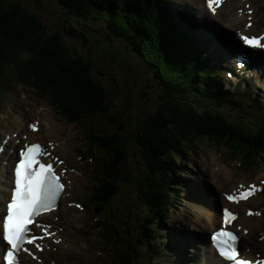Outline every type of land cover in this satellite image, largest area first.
<instances>
[{
	"label": "trees",
	"instance_id": "1",
	"mask_svg": "<svg viewBox=\"0 0 264 264\" xmlns=\"http://www.w3.org/2000/svg\"><path fill=\"white\" fill-rule=\"evenodd\" d=\"M56 2L62 12L60 13L66 16L67 26L49 32L50 28L41 22L34 8H24L17 0H0V89L6 72L13 70L14 78L28 82L42 94L54 93L51 99L67 119L74 120L75 116L88 113L108 118L109 125L117 126L120 122L112 114L119 116L122 111L123 117L126 118L125 123L131 128L128 129L126 125L120 127L118 132H112L100 142L99 148L104 149L114 160L111 161L114 168L109 171V177L103 183L104 195L98 203L90 205L94 212H99L102 204L116 198L123 187H128L129 184L136 190L135 198L145 205L147 212L137 220L139 229L144 232L136 233L130 230L128 235L137 236L142 233L141 238H133V244L128 243V247L133 250L136 244L139 248L152 249L153 253L162 255L164 253L158 252L155 245V240L158 239L157 229L162 223V212L156 214L147 205L159 204V201L163 200L162 196L166 199L162 202L165 204L178 201L176 194L169 188L164 189L163 185L162 196L158 194L159 183L165 175L164 168L174 164L173 153L182 151L192 140L206 138L215 144L223 143L235 149L243 146L246 155H263L262 106L258 100L254 102L249 98L251 104L257 105L256 112L261 114L260 121L263 126L258 134H254L246 126L243 127L241 120L227 117L219 111L239 110L235 101L242 102L244 94L238 90L228 99L229 93L221 89L211 73H207V78L201 83L202 78L197 73L208 71L205 59L195 54L191 39L186 36L178 18V10L172 7L170 1ZM78 23L86 26L88 30L79 28L80 34L76 33L77 28L71 26ZM92 24L101 25L102 35L110 38L106 42L109 45L99 43L98 37L91 33L93 29L89 25ZM65 32L71 37L69 44L66 42ZM68 33H72V36ZM99 50H106V54L112 53L108 58L101 56L102 59L108 60L110 67L116 64L115 54L118 53L123 56L119 62L125 57L131 59V52L140 58L138 66L141 68L142 64L145 67L149 78L156 81L159 92L161 91L159 101L154 104L152 112H147L145 108L140 111L135 121L125 108L108 112L106 100L112 99V91L108 85L105 86L107 78L99 82L92 74L93 69L98 68V73L101 70V74L110 75L105 65L97 66L93 59ZM22 55L27 60L21 59ZM18 58L20 59L17 61ZM187 66L192 68L194 73L187 69ZM140 74L141 72L138 73L139 76ZM139 76L136 79L141 80ZM135 89L139 94V87ZM135 89L133 94L136 93ZM129 96L133 97L132 94ZM247 110L239 111L249 112ZM240 126L244 130L239 128ZM240 130L249 136L248 141ZM115 151L117 154L113 155ZM131 161L137 165L136 171H119L132 168ZM121 172L123 176H119ZM165 204H161L158 210H164ZM123 219L130 220V216H123ZM153 219L156 221L152 228L143 227ZM114 235L117 237L116 232Z\"/></svg>",
	"mask_w": 264,
	"mask_h": 264
},
{
	"label": "rangeland",
	"instance_id": "2",
	"mask_svg": "<svg viewBox=\"0 0 264 264\" xmlns=\"http://www.w3.org/2000/svg\"><path fill=\"white\" fill-rule=\"evenodd\" d=\"M17 1L18 4L24 8H34V12L38 15V18L41 20V22L50 28L48 30L49 32L64 29V26H67L65 22L66 16L64 14H61L62 12L56 0ZM252 1L254 4L251 8L256 14V28L257 30H264V0ZM178 7H180L181 11L188 10L189 13H191L195 17V20L201 26L200 23L202 22V17L199 14V9L193 8L188 4H180ZM236 8L237 6L233 7V14H236ZM241 8L242 6H240V9ZM183 19L185 20L184 16ZM216 20H218V18H216ZM89 26H92L93 31H90L91 33H94L96 37H98L99 43H103V45H109L106 42H108L110 38L108 36L102 35L101 25L92 24ZM71 27L77 28L76 33L78 34H80L81 32L79 31V28H84V31L88 30V28L86 26H83L81 23L74 24ZM225 31L227 32L229 37H235V29L230 30L228 28L227 30L225 29ZM195 32L199 35L197 31ZM209 33H211L212 36H216L212 32ZM71 34L68 33L69 36H72ZM157 35L158 37H160L158 33ZM65 36H67L66 32ZM70 38L71 37L68 36L66 38V42L68 44L70 43ZM200 39L202 43H207V41L201 35ZM217 47L218 53H221V51H223L225 48L219 46ZM97 54L98 55L96 56V58H93L96 65H105L110 75L108 76L101 74V70L100 73H98V68L93 69L92 74L96 77L99 82L100 80L107 78L105 86L107 87L108 85L109 89L112 91V99L113 97H115V99L113 100L111 98H108V100H106L108 112L117 111L118 109L125 108L128 113L133 117L134 121L140 115V111H144L145 108L147 112H152L154 104L158 103L159 101L160 88L157 86L156 81L149 78V73L147 72L145 67L140 63L142 67L139 68L137 65V60H131L127 58H125L122 62H119L123 59V56L122 53H118L117 55L115 54V58L117 57V60L115 62L116 64L112 65L111 68L109 66L108 60H106L105 58L102 59L101 56L104 55L108 58V55H111L112 53L106 54V50H99V53ZM132 54L134 56V53ZM22 57L23 58L21 59L27 60L24 55H22ZM213 57L214 56H212V61H214ZM230 58H232L231 53L229 55L228 61L232 62V59ZM19 59L20 58L16 60L18 61ZM261 59H264V57L260 55L259 67L261 70V75H254L255 77L251 76V79L256 86L262 87L264 89L263 82H259L257 80V77H260L261 80L264 81V65L261 64ZM118 62L120 63V66L118 65ZM113 63L114 61H112V64ZM139 72H141L140 76L138 75ZM12 73L13 70L12 72H6L5 78L2 79L3 82L1 84L0 89V122H4L9 119L12 115H14V112H20V110H25V106L19 104V101H22L25 98L24 100L27 102V107H30L35 112L40 111L51 114L56 121L61 122L65 126L64 131L70 132V140L68 142L69 146L75 153L76 161L79 165H81V171L82 173H84V180L81 182L80 187L76 189L74 195L79 205V207H77L78 214H76L75 217L78 218L80 222L79 224L75 225L78 228H75L73 231V234L77 236V238L75 239V244L78 246H82L84 248V252L79 254L75 249H73L71 251H67V253H71L75 264H150L148 260L150 254L146 253L145 251H142L138 247H135L133 254L131 256H128L127 258H124L123 256H118L117 254L114 255V253H126L127 249L125 245L127 244V240L123 238L120 240L122 249H115L119 252H110V250H113V248H110L111 246H109L111 238H103L104 244L106 245V247H109L107 250H104L102 248V237L110 232H116L114 231L116 230V228L111 227L110 221H116L119 223L118 232L119 235L123 237L124 229L126 228V226L130 229L134 228L136 226L137 219H139L144 214L143 205L138 203V198H135V189L130 187L129 184L128 187H123V190L120 193V197H116L112 204L103 206L101 211L95 213V215H98L99 217H94L88 204V199H92L93 196V188L97 187V190H100L101 194L103 195L102 183L106 180L107 172H111V170L114 168V166L111 165V161L114 160L109 156V153L107 154L105 150L97 147L96 144L91 143L101 140L95 135H100L101 133H105V135H107V133L109 134L112 132H118V128L124 127L125 125L128 129L131 128L128 123H125L126 118L123 117L122 111L119 112L121 113L119 116L117 115V117H115L120 122V124H118L115 129L114 126L103 125L100 122L101 120L95 118L94 116L85 117V113H81L84 117L79 120L78 124H69L57 114L56 110L52 106H47L46 104L48 103L46 102V100H50V98L53 97L54 93L42 94L40 90L37 91L32 89L31 85L28 82H22L21 80L14 78ZM249 73L252 75L251 72ZM137 75L141 78V80L136 79V77H138ZM221 79H223V81L226 83V86L231 87L232 85H234L233 79H235V77H232V79L229 80L228 76L226 74H223ZM136 87H139V92L141 93L138 94V90L135 89ZM134 89L136 90L135 94L132 93ZM130 94H132L133 97H130ZM41 95L43 96V99L41 98ZM105 121L107 122V119ZM90 128L93 129V132H90L92 137H90L89 139ZM97 132L101 133L99 134ZM88 143L90 145H88ZM185 146L186 148H189L188 154L184 155L181 159L183 166H185L186 168L185 177L192 178L193 180H195L196 184H199L200 182L204 184L205 182V185L207 187L209 186V184L206 180L212 182L213 191L207 200L208 203L209 201H213L211 204V210H214V208L216 207V204L214 202L215 198H218L219 195L216 192V184L211 179L214 172L212 169L213 166L211 165L210 167V163L213 164V162L216 161L220 165L226 166L231 170V172L235 174L236 180H242V178L256 180L258 174L263 175L262 173L264 172V162L262 161V159L264 158L257 157L255 160L259 161L262 166L260 165L252 168L251 166L254 164V157L251 154L248 157H245V148L243 146L239 147L238 149H235L233 146L227 145L225 146L226 151H224L223 144L212 143L206 138H203L201 141L192 140ZM129 147H131V145H129ZM87 148H90L92 150V153L90 152L85 159V151L87 150ZM116 154V151L113 152V155ZM212 158H215L217 160L212 161ZM130 164L132 168L120 169L119 171H136L135 167L137 165L135 166L132 161ZM186 164L188 165V167L186 166ZM259 167H262V170L259 169ZM246 170H249L250 173L249 171L246 172ZM219 174L221 173L215 172V175H217L218 179H221V177H219ZM123 175L124 174L122 172L119 173V176ZM195 187L196 189H198L197 199H204L205 193L200 187L196 185ZM223 191L228 190L223 189ZM218 192L220 193V191ZM94 202H99L97 197H94ZM81 205H83L84 208L80 207ZM259 207L263 208L264 206L260 205ZM116 212H119V215L116 216ZM123 214H127V216L130 215V220L128 222H125L123 220ZM195 214V204H191L190 206L185 204L184 207L171 211L168 222L169 227L165 228L168 229L166 230V232L169 231L173 233L174 236H178V248L176 251L179 254V257L176 255L177 253L167 252L164 258L159 259L161 264H193L192 251H194V249L191 250V246L199 248L200 250L201 247H203L201 244V238H203L201 236V233L193 228L194 225L192 223V216H194ZM121 224H126V226H121ZM55 229L57 230V228ZM60 229L63 230L62 227H60ZM181 229L185 231V235L180 234ZM261 229L262 228H260V230ZM62 230L58 232H62ZM256 233H260V231H257ZM171 237L173 239V235H171ZM51 239L55 248L46 250L47 252L55 254L57 253V251H61L63 248L67 247V244L63 243V241H59L53 236H51ZM115 242L116 240L114 239L112 244H114ZM113 247L115 246L113 245ZM154 256L158 257L159 255L155 254ZM48 261L50 264L55 263L54 260Z\"/></svg>",
	"mask_w": 264,
	"mask_h": 264
},
{
	"label": "bare ground",
	"instance_id": "3",
	"mask_svg": "<svg viewBox=\"0 0 264 264\" xmlns=\"http://www.w3.org/2000/svg\"><path fill=\"white\" fill-rule=\"evenodd\" d=\"M186 1L192 7L199 9V14L202 15L204 20L212 25L214 29L219 31L223 43L228 45V49L226 48L227 51L225 52L227 54L231 48H238L241 46L238 37H235L234 39L227 38V32L223 30L221 26H227L230 30H239V36L243 35L245 31L251 34H258L254 33L256 32V14L254 11L250 10V17L243 15L242 10L238 11V15L232 13L233 7L237 5H241L242 7L245 5L247 6L246 8H251L254 4L252 0H228L225 3H221L220 6L214 4V12H209L203 7L204 0ZM212 14L213 16H211ZM216 18H218V20H216ZM261 33L262 37L260 39V44H264V30L261 31ZM255 49H259V47ZM257 55L259 54L255 53L250 58V62L253 61ZM256 62H254L253 65L254 68L257 69ZM248 65L251 66V63ZM225 72L226 71L223 69L218 71L220 75L225 74ZM206 73L213 72L209 70L203 71L201 83L203 82ZM24 99L19 101V104L24 105L25 110L14 112V115L9 119L0 122V217L5 214V203L9 199L7 189L10 187L12 181L11 173L13 172V169H11L10 166L15 161V153H17V150L19 151L26 142L43 143L44 155L46 158H51L55 155L64 160V166H66V168L64 170L63 166H61L59 167V171L62 172L63 177L67 182V188L66 191L64 190L61 198L62 200L57 210L50 212L46 216H39L32 227V232L37 236L36 243L40 244L46 240L44 230L59 225L65 229L63 237L64 243L67 244V247L63 248L61 251H57L55 254H51L47 251L41 253L38 248L35 249L30 245L27 252H21V260L19 258L18 263L43 264L44 259L45 264H50L48 260H54V264H75L71 253H67V251L75 249L79 254L84 252L82 246L75 244L77 236L73 234L74 229L78 228L75 225L80 222L79 219L75 217V215L78 214V211L76 209L77 203L74 195L76 189L80 187L81 182L84 180V173H82V168L76 162L75 154L69 146L70 132L64 131L65 126L60 122H57L51 114L40 111L35 112L30 107H27V102ZM211 160L213 161L217 159L212 158ZM5 163L7 165H5ZM211 165L216 173L220 172L223 176L217 181L218 187L224 190H229L223 191V193H228L230 196L237 197L236 201L227 203L223 198L218 197L215 198L214 203L220 205L221 208H228L234 215H236V220L232 225L242 236V244L244 245L242 248L243 251L253 258L256 257V253H260V257L264 256V245L258 243L254 238L257 229L260 227H262V230L264 229V207L261 209L259 207L260 205L264 206V197L261 195L264 178L257 177L256 180H244L241 177L242 180H236L235 174L226 166L220 165L216 161H214L213 164L210 163V166ZM246 172H248V170H246ZM214 178L218 179L217 175H215ZM244 190H249L250 194L239 197L238 195ZM196 208L197 214L192 220V223L194 225L193 228L200 232L203 237L201 238V244L204 248L195 255V263L220 264V260L214 256V253L210 250V246L209 244L207 245V243L208 234H211L212 231L220 226L221 218L219 215L202 207L201 204ZM247 212H250V214H247ZM121 226L124 225L122 224ZM180 232L181 234H186L183 229H181ZM1 248L4 249L5 246L0 242V249ZM31 255L35 257V260L30 258Z\"/></svg>",
	"mask_w": 264,
	"mask_h": 264
},
{
	"label": "snow or ice",
	"instance_id": "4",
	"mask_svg": "<svg viewBox=\"0 0 264 264\" xmlns=\"http://www.w3.org/2000/svg\"><path fill=\"white\" fill-rule=\"evenodd\" d=\"M220 0H207L210 11H215L214 4L219 5ZM244 44L253 47H264L256 37L241 36ZM39 146L33 144L27 147V151L20 152V161L15 164V188L11 190V199L7 204V215L0 217L2 220V235L7 244L14 251L20 250L22 244L28 238V225L33 222L36 214L46 209L54 197L57 196L61 185L54 175L51 166L40 164L37 156ZM38 166V167H37ZM230 200L231 196L228 197ZM79 207V205H77ZM224 222L230 223L231 213L224 210ZM237 237L229 231H220L213 235V241L217 242L216 247L219 254L233 264H248L247 260L238 259L233 242ZM13 251L4 257L9 264H12Z\"/></svg>",
	"mask_w": 264,
	"mask_h": 264
},
{
	"label": "water",
	"instance_id": "5",
	"mask_svg": "<svg viewBox=\"0 0 264 264\" xmlns=\"http://www.w3.org/2000/svg\"><path fill=\"white\" fill-rule=\"evenodd\" d=\"M220 173V172H219ZM220 176L219 177H221L222 178V176H221V174H219ZM263 195H264V191H263Z\"/></svg>",
	"mask_w": 264,
	"mask_h": 264
}]
</instances>
